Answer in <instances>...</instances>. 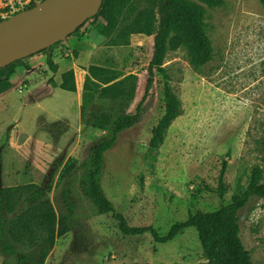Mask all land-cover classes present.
Returning <instances> with one entry per match:
<instances>
[{"label": "rangeland", "instance_id": "374dc122", "mask_svg": "<svg viewBox=\"0 0 264 264\" xmlns=\"http://www.w3.org/2000/svg\"><path fill=\"white\" fill-rule=\"evenodd\" d=\"M205 7L215 58L196 69L186 47H170L164 65L182 101V112L163 145L152 149L149 144L164 109L158 80L147 100V113L106 152L102 186L130 226L166 232L191 211H210L230 202L233 194L245 190L254 167L264 170V4L224 0L222 5ZM94 22L88 21L80 34L69 37L71 42L80 35V48L69 42L62 49L65 59L82 56L84 64L77 66L79 88L60 89L50 100L52 114L39 111L28 100L30 87L22 94L12 91L16 99L0 110V187L35 181L58 214L67 217L70 230L56 239L45 264H208L195 228L164 243L148 233L127 235L83 191L84 165L92 146L105 134L81 117L80 130L73 121L87 69L98 64L115 69L121 77L137 74L133 110L144 95L154 47V36L144 34L132 35L128 44H111V37L99 32ZM36 59L38 76L40 63L53 73L44 54ZM62 96L63 108L58 105ZM59 111L73 116L70 128L59 120L49 124ZM23 131L31 132L37 142L25 141ZM69 157L78 159L76 166L60 177ZM241 215L242 240L253 262L261 264L264 199H254ZM18 249L37 253V247L29 245ZM5 261L18 264L16 255L0 254V264Z\"/></svg>", "mask_w": 264, "mask_h": 264}, {"label": "trees", "instance_id": "16d2710c", "mask_svg": "<svg viewBox=\"0 0 264 264\" xmlns=\"http://www.w3.org/2000/svg\"><path fill=\"white\" fill-rule=\"evenodd\" d=\"M260 1L264 4V0ZM102 3L98 13L68 37L80 33L88 21H95L99 32L111 37V44H128L132 35L144 34L154 36V47L147 68L149 75L144 95L133 110L130 107L138 89L137 74L121 77L115 69L98 64H91L87 69L88 74L82 84L80 117L84 123L105 131V134L92 146L84 165L83 191L99 212L114 217L124 234L148 233L156 242L164 243L195 228L208 264H255L241 237V213L254 199H264L263 167H254L245 190L233 194L230 202L210 211H191L186 219L174 222L166 232L153 226H130L124 213L114 207L102 186L106 152L114 147L122 132L134 127L147 113V100L158 80L162 86L164 109L152 130L149 144L152 149L163 145L168 129L182 112V101L175 93L171 74L164 65L167 53L171 46H184L194 68L209 65L215 53L206 30L205 5H222L224 0H103ZM62 42L1 67L0 94L12 88L11 78L17 73V68H28L25 60L38 53H45L47 65L58 73L54 49ZM76 74L74 69L65 71L60 87L76 91ZM50 82H54L53 77ZM77 161V158L69 157L60 177L70 172ZM58 213L49 196L38 188L35 181L0 187V254L16 255L18 264L27 261L45 264L56 239L70 230L67 217ZM25 245L37 247V253L20 252L18 247Z\"/></svg>", "mask_w": 264, "mask_h": 264}, {"label": "water", "instance_id": "95a60500", "mask_svg": "<svg viewBox=\"0 0 264 264\" xmlns=\"http://www.w3.org/2000/svg\"><path fill=\"white\" fill-rule=\"evenodd\" d=\"M103 0H41L0 21V68L64 41Z\"/></svg>", "mask_w": 264, "mask_h": 264}, {"label": "crops", "instance_id": "0c3cea01", "mask_svg": "<svg viewBox=\"0 0 264 264\" xmlns=\"http://www.w3.org/2000/svg\"><path fill=\"white\" fill-rule=\"evenodd\" d=\"M78 34H80V33H78ZM75 38H76V40L70 42L69 37H67V39H65L61 44H59L54 49V61L59 66L58 71H57L58 73L48 72L46 68H44V69L42 68L43 65L40 63V68L42 70V73L40 74V76H38L37 67L34 68V65L35 66L38 65L36 58L38 56H42V54H44L45 60L47 63V59H46L47 56L45 53H38V54L31 56L28 59H26L25 64L28 66V68L18 67L16 70L17 73H15L11 78V81L13 84L12 88L10 90L0 94V110H3L4 108H6L7 105H10L16 99V97L12 95V91H16L19 94H22L26 88L30 87V92L27 95L28 100L35 103L37 108L39 109V111H43L45 113H51L52 114L51 111L54 112V108L52 106L53 103L50 100L52 99L53 96L57 97L58 95L56 93L60 89H62L60 87V83L62 82V74L65 73V71L70 70V69H74L76 72L77 66H79L80 64H84L82 62L83 61L82 56H79V58H77L75 60H67L64 58V53H63L62 49L64 48V46H68L69 42L72 44H79V48H80V35H78ZM66 54H68V53H66ZM52 77L54 79V82H50V80H49ZM76 81L78 84L77 77H76ZM20 86L23 87L22 90H20ZM77 88H79V87H77ZM78 92H79L78 104H77L78 115L76 116V119L72 118L73 116L66 114V111H63L62 113H61V111H59V112H56L57 113L56 119L52 120V122H50V123L48 122L49 124L53 123L56 120H59L65 125V127L70 128V126L72 125L71 121L74 119L73 121L76 122V124L79 126V130H80V102H81L80 101V92H81L80 89L78 90ZM62 98H63V100L58 102V105L63 108L64 103H65V101H64L65 97L62 96ZM62 103H63V105H62ZM27 104L28 103L26 100L24 102V105L26 106ZM62 114H64V115L61 117ZM45 122L47 123L46 119H45ZM46 123L44 124L45 126H46ZM16 124H17V120L15 119V122L13 125L16 126ZM24 139L27 142L32 141L34 139L36 141V138L32 137L31 132L30 133L24 132Z\"/></svg>", "mask_w": 264, "mask_h": 264}, {"label": "built area", "instance_id": "2783aa9c", "mask_svg": "<svg viewBox=\"0 0 264 264\" xmlns=\"http://www.w3.org/2000/svg\"><path fill=\"white\" fill-rule=\"evenodd\" d=\"M39 2L41 0H0V21L28 9ZM22 89L23 87L20 86V90Z\"/></svg>", "mask_w": 264, "mask_h": 264}]
</instances>
